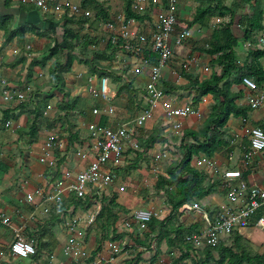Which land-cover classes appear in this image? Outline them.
Returning a JSON list of instances; mask_svg holds the SVG:
<instances>
[{"label":"crops","instance_id":"0c3cea01","mask_svg":"<svg viewBox=\"0 0 264 264\" xmlns=\"http://www.w3.org/2000/svg\"><path fill=\"white\" fill-rule=\"evenodd\" d=\"M5 1L0 0V15L10 17L9 31H16L19 27L26 28V30L23 34L16 32L12 39L5 43V31L0 28V208L11 216L16 226L24 228V234L36 236L37 252L35 256L27 259H19L5 253L12 232L10 228L0 226V264H76L65 253L68 234L63 226L64 218L73 216L85 222L91 214H95V218L87 228L89 255L83 261L84 264H194L192 259L195 260V257L199 256L197 250L189 249L183 244L182 246L174 245L165 237L157 236L150 240L149 245H141L140 242L144 241L147 225L144 231L137 232L130 215L132 210L144 208V204L137 193L138 187L129 180L122 182L119 173V181L127 183L131 188L125 192H118L112 197L104 196L100 208L96 202L97 197H89L82 202L73 195L66 194L65 204L58 208H55L51 203H46L45 206L49 207L51 212L49 215H43V208L37 206L40 201L38 197H35L34 202L26 200L27 193H33L39 187L46 185L48 181H53L52 178H57L61 171L69 169L78 172L89 164V155L76 154V149L83 147L80 140L87 139L86 126L89 122L99 121L100 124H105L113 119L121 121L126 118L127 107L131 105H135L134 111L128 116L134 115L138 111L137 109L142 104L139 97L147 80L148 64L143 63L140 59L142 62L140 64L141 71L138 74H132L128 70L132 65L131 61L134 60H127V56L122 50L115 52L112 57L107 59L101 58L105 64L101 63V59H97L102 64V67L98 66V68L104 69L111 78L116 98L112 101L115 108L113 118L105 115L104 110L99 117L94 116L91 113L92 107H99L101 104L104 106V103L89 96L86 84L88 74L97 76L99 74L88 73L87 68L83 66L81 72L67 73L68 76L63 82L55 81L52 78L51 66L55 59L54 56H50L49 49L54 45V40L59 37V34L48 30L49 22L55 23L60 31L61 27L65 25L78 30L80 34H89L91 37L97 35L103 44L100 48H103V51L108 54L110 49L107 45L112 44L111 38L119 33L122 24L115 22L112 29H107L104 26H99L98 20H111L115 14L125 11L126 0H97L107 11L108 16L105 18L96 17V13L88 9L93 14L91 18L74 19L64 16L62 20H58L54 16H45L32 5L22 4L17 0H10V4L6 5ZM69 1L81 5V0ZM221 1L223 6L231 10L230 12L223 11V15L210 17L205 25L196 23L190 25L197 2L195 0H179L177 10L179 25L169 37L172 57L161 70L160 85L166 93L177 96L179 103H193L198 108V114L184 120L181 135L172 137L169 132H166L169 135L158 139L156 133L155 142L158 149L157 141L164 139L163 142H165L168 137H172L174 143L178 141L180 144V138L186 130L199 131L202 127L217 99L214 95L207 94L196 100L197 93L191 86L190 77L201 82L209 79L213 73L221 74L222 66L217 61V56L207 54L202 49L206 48L213 30L219 24L231 22L230 29L236 41L233 51L238 71H231L222 80L221 85H225L229 93L234 96L235 105L249 109L245 117L242 115L228 117L222 129L228 144L216 152L212 158L223 168L239 169L245 180L256 182L264 187V150L253 155L249 166L244 164L243 157L249 143L243 134V127L264 126V105L254 109L249 107L247 97L252 92L243 84L238 73L251 60V52L258 50L255 48V42L258 32L264 30V0H249V3H244L242 0ZM255 13L261 14L260 28L253 29L251 36L245 39L243 31L245 28L250 29V18ZM138 15L143 16L142 19L135 21L134 27L131 24L128 25L129 30L136 27L138 32L150 33L154 28V18L151 13L145 12ZM68 19L72 21H68ZM80 19H87V21L81 26ZM32 27L35 29L30 30ZM183 28L190 31L191 37L185 43L178 44L176 36ZM260 51L264 52V50ZM74 55L76 56L75 51ZM154 57L147 52V61L154 60ZM51 60L53 61L50 62ZM208 62L213 65L209 66ZM258 62L264 69V56L259 58ZM117 77L118 79L115 80ZM123 83L131 85L134 91L131 97L127 93L117 94V87ZM26 86H31V91L24 99L18 98L16 94L23 91ZM3 90L10 91V97L6 98L3 95ZM129 97L131 103L127 102ZM74 99H76L74 109L65 114L60 108V104L63 101ZM124 111H126L125 114H123ZM7 120L11 121L10 127L4 125ZM165 120L161 109L157 107L145 126L156 124L163 130ZM50 134L57 136V143L53 147L46 148L45 143ZM150 134V131L144 135L143 132H140L138 141L145 139ZM150 149L151 144L147 148H143L144 151ZM157 150L153 152V157ZM47 152L58 159L56 170H52L40 160ZM199 155L204 154L199 153ZM195 157L197 156H193L191 160L192 166H194ZM127 159L128 157L125 156L124 164L117 169V172L128 164ZM150 169L152 172L151 165ZM163 173L164 175H159L158 178L166 176V172ZM158 178H155V182ZM133 189L136 192H133ZM170 192L173 193L174 189L172 188ZM223 194L215 192L197 202H207L216 212L221 205L227 203V196ZM111 201L113 202L110 203ZM104 206L111 208V212L117 216L114 223L107 221V217L111 214L104 209ZM154 214L158 219L165 220L159 214L155 212ZM214 216L215 213L210 216V220L214 221ZM123 219H126V222L130 224V230L122 227L117 228ZM203 224L205 225V221ZM258 231L260 230L257 228L248 227L238 234L242 239H249L256 243L257 239L264 237ZM112 239L115 240L117 246H122V249L114 256H111V250L107 246L108 241ZM262 253H264V244L260 245L258 254ZM181 256H185V258L179 260Z\"/></svg>","mask_w":264,"mask_h":264},{"label":"built area","instance_id":"2783aa9c","mask_svg":"<svg viewBox=\"0 0 264 264\" xmlns=\"http://www.w3.org/2000/svg\"><path fill=\"white\" fill-rule=\"evenodd\" d=\"M17 1L32 5L43 15L54 16L58 20H62L64 16L74 19L93 16L90 10L69 0ZM178 3L179 0H130V8L134 13H151L154 18V28L150 33L138 32L136 27L129 30L128 25L131 24L134 27L137 19L128 17L126 10L115 14L111 20H98L99 26H104L107 29H112L115 22L122 24L119 33L111 38V43L117 45L119 41H122V51L127 56V60H134L131 61L132 65L128 70L130 73L138 74L141 71L140 64L142 62L148 64L147 80L139 97L142 104L134 115L121 121L113 119L105 124H100L99 121L87 124V139L80 140L85 149L77 148L76 154L89 155V164L78 172L65 169L57 178H52L53 181H48L46 185L39 187L35 192L26 194L28 202H34L35 197L39 198L37 206L43 208V215H49L51 212L50 208L45 206L46 203H51L55 208H58L65 204L66 194L73 195L79 200L87 196L92 198L96 196V202L100 208L104 196L112 197L118 192L128 191L131 186L119 181L117 169L124 164L127 150H138L139 130L145 127L155 108L161 109L166 118L163 129L165 132H169L172 137L181 135L184 120L187 117L198 114V108L193 103H179L177 96L166 93L160 85L161 70L172 57L169 37L179 25ZM190 37V31L183 28L178 32L176 42L178 44L185 43ZM255 48L264 50V30L258 32ZM147 52L155 55L154 60H146ZM242 82L252 92L247 97L249 107L254 109L263 106L264 84H258L249 77H243ZM31 89V86H26L16 95L18 98L24 99ZM86 90L90 97L104 103V114L113 118L115 108L112 101L116 98V91L112 86L111 78L107 74L99 76L88 74ZM2 92L6 98L10 97V91L3 90ZM103 110L94 106L91 113L99 117ZM4 125L10 127L11 121H5ZM243 134L249 142L243 155L244 164L249 166L253 155L264 150V126H244ZM172 139L168 137L164 143L159 144V149L150 162L152 173L156 179L159 175H164L160 163L164 161L166 165H170L173 161L170 160V154L174 150L175 144ZM56 143L57 136L50 134L45 147H53ZM40 160L52 170H56L58 166V159L51 156L49 152L43 155ZM193 165L207 171L211 175L210 177H218L221 180L227 192V203L216 210L214 221L210 220L207 213H203L204 227L197 232L185 234L183 240L186 244L191 245L194 249H203L204 247H214L248 227H254L264 232V187L256 182L245 180L239 169L221 167L211 157L199 155L194 158ZM133 192L136 190L133 189ZM160 194L163 195V192ZM168 206L169 211L172 212V207L169 204ZM196 207L197 203L195 202L184 203L176 208V213ZM154 215L151 208L132 210L130 219L134 229L137 232L144 231ZM94 218L95 214H91L85 222L73 216L64 218L63 226L68 234L65 253L76 264H81L88 258L87 228ZM126 221L123 219L117 228L122 227L130 230V224ZM0 226L10 228L12 232L5 253L19 259H27L36 254L37 240L24 234V228L16 226L11 216L1 208ZM107 246L111 250V256L122 249V246H117L114 239L109 240Z\"/></svg>","mask_w":264,"mask_h":264},{"label":"trees","instance_id":"16d2710c","mask_svg":"<svg viewBox=\"0 0 264 264\" xmlns=\"http://www.w3.org/2000/svg\"><path fill=\"white\" fill-rule=\"evenodd\" d=\"M197 7L195 14L192 18L190 25L200 24L205 25L206 21L215 15H223L231 10L223 6L221 0H195ZM244 3H249V0H242ZM6 5L10 4V0L5 1ZM130 0H126V14L128 17L134 19H142L140 16L134 13L130 8ZM81 7L93 10L96 13V17H107V11L97 0H81ZM260 13H255L250 18V29H244V38L247 39L251 36L253 29H259ZM68 21H72L68 19ZM87 19H80L79 23L82 26ZM10 17L7 15H0V28L5 31V43L9 42L14 34H23L26 28H20L16 31L10 28ZM231 22L219 24L212 32L206 48H203L207 54L216 55L217 61L222 66L221 74L213 73L207 80L199 82L197 79L190 77L191 86L195 88L197 96L196 100L207 94H212L216 97L217 101L212 106L211 111L203 122L199 131L186 130L180 138V147H182V155L179 159L173 161L165 169L166 176H161L156 182V186L165 188L171 186L174 192H167L168 204L172 207V215L176 213V208L184 203H192L200 201L201 199L215 193L225 192V188L221 180L218 177H209V174L204 169H199L191 165L193 156H198L199 153H203L207 157H213L214 154L227 146L228 141L224 138L222 131L228 117L230 115L242 117L246 116V112L249 108L240 107L234 104V96L229 93L225 85H221L222 80L230 74L231 71H238L236 68V62L234 59L233 45L236 43L235 38L230 29ZM32 27L30 30H34ZM27 30H29L27 28ZM59 34L54 40V45L49 49L50 56H54L58 51H64L63 60H55L52 63V78L57 81L60 80L58 70L70 69L74 60V50L80 48L83 44L87 45L92 38L88 34L80 35V32L73 28H68L65 25L58 30V27L53 22H49V29ZM60 31V32H59ZM95 39V38H93ZM82 44V45H81ZM110 52L108 54L105 51H96L91 54L93 57H88L84 62L89 65V70L92 73H98L99 75L108 74L104 69L98 68L97 59H107L112 57L115 52L122 50V41H119L117 45L108 44ZM153 56H155L153 54ZM264 56V52L257 50L251 52L250 61L242 68L238 73L239 77H251L253 80L262 84L264 82V69L259 65V58ZM118 79L115 78V80ZM127 93L132 96L134 93L129 83H123L117 87V94ZM129 97L128 103H131ZM76 105V99L70 101H63L60 104V108L68 114V112L74 109ZM191 140V142H189ZM140 147L147 148L150 143L155 142V136H147L145 139H140ZM111 201L110 203H112ZM107 206V205H106ZM104 206V209L108 210L111 215L107 217V221L115 222L117 216L111 212V208ZM113 217V219H112ZM204 224L199 220L190 223L184 227L177 225L175 228L169 227V220H160L155 216H152L147 223V230L144 233V241L140 242L141 245H149L150 240L159 237H165L167 241L177 246L182 244L189 249L191 245L186 244L183 240L185 234H190L199 231ZM172 235V237H170ZM31 237L36 239L35 235ZM37 240V239H36ZM241 235L238 233L233 234L230 238V244L220 243L214 247H204L199 256L195 257L194 264H264V253L250 255L246 248L241 244ZM199 250V249H195ZM35 256V255H34ZM185 256H181L179 260L184 259Z\"/></svg>","mask_w":264,"mask_h":264},{"label":"rangeland","instance_id":"374dc122","mask_svg":"<svg viewBox=\"0 0 264 264\" xmlns=\"http://www.w3.org/2000/svg\"><path fill=\"white\" fill-rule=\"evenodd\" d=\"M88 36L92 38L91 40H89L90 42L87 43V45L81 44L82 46L80 48L77 47L76 50H74L77 57L76 56L74 57L72 68L68 70L60 69L57 71L58 75L60 76V80L62 82L66 80V77L68 76L67 73H70V72L78 73L79 71L81 72L83 70V66L87 68V72L89 73L90 67L87 62H84V60H86L91 54H94L97 50L103 51V48H100L103 46V44H101L102 42L101 38H99L96 35L97 36V40H96V36L91 37L89 34ZM46 47L49 48L48 45H46ZM63 56H64V51H58L57 54L54 55V59L62 61ZM52 61L53 60H51L50 62ZM100 61L101 63L105 64L102 59ZM100 61H98L97 65L99 67H102V64L100 63ZM208 63H209V66L213 65L211 62H208ZM103 107L104 106L102 104L99 105V108L101 110H103ZM133 107H135V105H131L127 107L128 112L125 115V117L133 113L134 111ZM125 113L126 111H124L123 114ZM149 131L151 132L150 136H156L155 134L157 133L158 139L161 138L162 136L169 135V133H166L164 129L162 130V128L157 127L156 124H150V125L147 124V126L139 130L138 134H140V132H143V135H144V134H147V132ZM170 138L172 139V137ZM163 140L161 141L163 142ZM161 141H157V143L160 144ZM150 144H151V149L149 151H146V150L144 151L143 147H140V142H139L138 150H127V152H125V156L128 157L126 161L128 162V164L125 165V167L121 168L119 172H117L120 174L122 182L129 180L131 181L133 185L137 186L138 187L137 193L142 198L141 201L144 204V208L146 207L151 208L153 212L159 214V216H161L165 220L168 219L169 227L175 228L177 225H182L186 227L190 223H192L194 220H199L203 224L204 222L203 213H207L209 217L215 213L214 212L215 209H212L213 207L210 206V204H207V202L205 203V201H202L201 203L197 202V207L195 209L185 210L182 213H174V215H172V212L169 211V206L167 204L168 203L167 192H170L173 187L166 186L165 188H160L156 186L155 177L150 169V162L152 161V157H153L152 154L153 152H155V150L158 149V146L156 145V142L150 143ZM182 153H183L182 147H180V144L178 143V141H175L174 150H172L170 154V160L175 161L179 159ZM160 166H161V171L165 172V169L167 168L168 165H166V162L162 161L160 163ZM161 191L163 192V195L160 194ZM223 193H222L223 195H226L225 193L227 192L225 191ZM88 198L89 196L85 197L84 199H80V200L83 202V201H86ZM260 231H258V233H261V235L264 236V232L262 231L260 232ZM263 238L257 239L256 241L257 245L256 243L251 242L249 239H242L241 244L246 248V250L250 253V255H254L259 252L260 245L264 244ZM230 242H231L230 238H228L225 241H222L221 243L230 244ZM200 249L197 250L198 251L197 255L200 253ZM195 261L196 260L192 259V262H195Z\"/></svg>","mask_w":264,"mask_h":264}]
</instances>
